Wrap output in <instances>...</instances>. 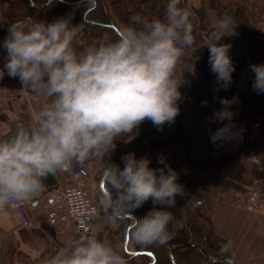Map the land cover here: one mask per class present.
I'll return each mask as SVG.
<instances>
[{"label":"clouds","instance_id":"clouds-1","mask_svg":"<svg viewBox=\"0 0 264 264\" xmlns=\"http://www.w3.org/2000/svg\"><path fill=\"white\" fill-rule=\"evenodd\" d=\"M180 5L181 0H168L162 19L134 15L119 37L104 35L82 51L73 47L79 29L70 14L51 21L29 17L9 24L0 41L5 54L0 79L5 73L18 77L21 90L43 98L44 103L30 112L27 121H14L11 135L0 137V209L31 199L49 175L102 159V175L110 191L100 203L108 219L115 223L151 200L152 208L135 217L133 239L151 245L169 238L170 209L177 196H186L180 174L164 155L158 157V168L150 167L148 156L137 158L134 152L122 157L123 167L106 158L115 141L134 139L144 121L162 128L180 114L181 88L188 83L185 73H196L195 62L183 65L194 45V26L191 10ZM235 28L228 15L212 25L207 47L216 76L214 91L227 89L233 81L231 45L221 39ZM249 70L253 89L264 93V63L251 64ZM217 99L221 107L209 117L221 122L214 132L210 130L214 144L241 135L233 123L232 105L237 98ZM41 264L126 262L107 240L85 233L45 256Z\"/></svg>","mask_w":264,"mask_h":264},{"label":"trees","instance_id":"trees-1","mask_svg":"<svg viewBox=\"0 0 264 264\" xmlns=\"http://www.w3.org/2000/svg\"><path fill=\"white\" fill-rule=\"evenodd\" d=\"M32 1L35 7L31 6L29 0H0V12L6 24L24 21L29 17L35 20L51 21L70 14L73 24L79 29L73 41V47L78 51H82L104 35L112 38L119 37L123 26L130 24V18L134 15L149 20L162 19L168 2V0ZM208 5L217 19L225 15L233 18L236 26L234 32L242 43L238 54L229 51L235 66L230 87L214 91L216 76L211 71L210 53L207 48L212 23L209 21L204 0L198 3L181 0L180 6H186L191 10L194 26V45L189 56L183 61V65L190 67L195 62L196 73L195 75L185 73L188 83L181 88L183 98L179 102L180 114L174 123L165 124L162 128H157L151 121L146 120L136 129L138 135L134 139L124 137L115 141L116 147L111 163L123 167L122 157L129 152H134L137 158L150 157L154 153L171 147L176 148L179 143H184L185 147L187 146L184 150L188 151L189 138H193L200 143L206 154L218 153L216 165L219 169L228 168L233 164L236 156L233 140L214 144L210 139V130L214 132L221 126V122L209 120L213 112L221 107L217 97L237 98L232 105L235 129L238 123L244 125L245 131L248 128L247 137L251 134L254 137L256 133L264 132V93H257L253 89V74L249 70L251 64L264 63V0H208ZM0 33L3 38L6 37L1 27ZM204 101H207V104H204ZM187 119L197 121L204 133V142L197 139L188 129ZM167 125L172 126L174 132L168 133ZM94 160L83 166L74 164L70 169L83 171ZM174 160H171L169 164L180 174L179 182H186L191 167L190 157L188 155L185 157L183 154L174 157ZM150 167L154 168V165L151 163ZM106 185L109 193L107 179ZM152 206V201L149 200L132 215L142 217ZM115 224L117 226L111 229V234L118 237L126 264H223L208 259L194 245L202 247L211 258H230L228 242L214 233L210 219L199 209L189 210L184 226L175 235L169 234V238L164 243L151 245L136 243L132 235L133 226L130 228V217H120ZM127 235L129 241L133 243L131 248L133 252H128L124 247ZM185 243L190 245H183ZM174 244L175 246L169 251L168 247ZM21 255L22 253L13 249L12 246L10 249H4L0 242V264H16L15 260Z\"/></svg>","mask_w":264,"mask_h":264},{"label":"crops","instance_id":"crops-1","mask_svg":"<svg viewBox=\"0 0 264 264\" xmlns=\"http://www.w3.org/2000/svg\"><path fill=\"white\" fill-rule=\"evenodd\" d=\"M0 27L7 35L9 26L1 12ZM3 39L0 33V41ZM4 55L0 49V66L4 63ZM21 88L18 77L11 78L5 73L3 79H0V137L11 135L14 131V121H27L30 112L44 103L43 98ZM167 129L168 133H171L170 125H167ZM244 129L245 126L238 123L235 131L241 135L233 140L236 156L233 164L222 172L216 165L217 158L211 161L200 143L193 138H190L188 151L184 150V143L183 150L179 143L176 152L169 151V148L165 152L154 153L149 158L154 168L160 167L157 162L160 155H164L168 163L171 156L184 154L191 159L189 176L186 182H183L186 196H177L175 207L170 209L173 219L168 225V232L171 236L184 226L188 209L193 211V206L196 205L195 207L200 208L201 213L210 219L214 233L228 242L231 260L236 264H264V214L244 212L233 202L235 196L250 185L256 170L252 155L258 153L264 158V132L247 137L248 128L246 131ZM103 164L102 159H95L85 168L86 191L90 187L86 178L89 181ZM72 171L69 168L49 175L43 180V189L31 199L23 201L27 214L26 223L22 224L9 206L0 209V239L5 244L14 245L22 253L17 259V264H41L45 256L55 253L76 239L71 224L51 226L48 220L51 198L55 192L70 183ZM106 190L108 191L107 185ZM129 215L132 214L124 216ZM134 221L135 219L131 218L130 226L134 225ZM106 225V220H96L98 237L107 240L116 248L120 245L118 237H114ZM132 245L133 243L128 241L124 247L128 252H133L130 249Z\"/></svg>","mask_w":264,"mask_h":264},{"label":"built area","instance_id":"built-area-1","mask_svg":"<svg viewBox=\"0 0 264 264\" xmlns=\"http://www.w3.org/2000/svg\"><path fill=\"white\" fill-rule=\"evenodd\" d=\"M252 160L257 167L256 177L246 191L235 196L234 205L245 212L264 213V159L252 155ZM51 200L48 211L51 226L71 224L76 239L85 233L97 235L96 220L100 217V209L86 191L84 170L72 171L70 183L55 192ZM7 206L15 212L22 224L26 223L27 214L23 201Z\"/></svg>","mask_w":264,"mask_h":264},{"label":"rangeland","instance_id":"rangeland-1","mask_svg":"<svg viewBox=\"0 0 264 264\" xmlns=\"http://www.w3.org/2000/svg\"><path fill=\"white\" fill-rule=\"evenodd\" d=\"M191 1H193V2H195V3H198V2H200V0H191ZM204 2H205V4H206V7H207V12H208V18H209V21L212 23V25L214 24V22L217 20V18L215 17V15L213 14V12H212V10H211V8H210V6L208 5V0H204ZM6 23V22H5ZM8 25V24H7ZM9 26V25H8ZM229 36H225V37H222V39H221V43H228V44H230L231 45V48H230V51L232 52V53H234V54H238V52L241 50V47H242V43H241V41L238 39V37H237V35L235 34V32L234 31H230L229 33H227ZM207 45H208V43H207ZM208 48V47H207ZM188 121H187V125H188V129L196 136V138L197 139H199V140H201L202 142H204V138H203V135H204V133H203V131L201 130V128L199 127V125H198V123H197V121H193V120H189V119H187ZM171 129H172V131H170L171 133L172 132H174V130H173V127L171 126ZM188 131H186V133H187ZM188 136V135H187ZM187 140V139H186ZM189 141H190V138H189ZM179 144H177L176 146H178ZM247 145V144H246ZM258 145H259V143H258ZM254 146H256V144L254 143ZM181 149L183 150V143H181ZM202 147V146H201ZM258 147V146H257ZM169 151H173V152H176L177 151V147L176 148H170L169 149ZM168 151V152H169ZM161 152H165V151H161ZM206 154V153H205ZM209 158H210V160L212 161V159L214 160V159H216L217 157H218V153H213L212 155L211 154H209V153H207L206 154ZM217 155V156H216ZM253 155H261V154H258V153H254ZM261 157V156H260ZM261 158H263V157H261ZM264 159V158H263ZM170 160H174V157L173 156H171L170 158H169V162H171ZM217 160V159H216ZM175 161V160H174ZM190 163H191V160H190ZM212 164H214L213 162H212ZM255 164V163H254ZM231 166V165H230ZM230 166H228V167H230ZM256 166V165H255ZM102 169H103V166L101 167V169L99 170V172L95 175V176H93L89 181H88V179L86 178V182L88 183V182H90V187L88 188V194L89 195H91V197L94 199V201H95V203L99 206V209H100V219L101 220H106V226H107V228L109 229V231L110 232H112V230L111 229H114V227L116 228V226H117V224H115V223H112L109 219H108V217H107V215H106V213H105V211H104V208L102 207V205H101V203H100V200H101V196H103L102 195V193H101V191H100V185H99V182H100V179L102 178ZM256 170L254 171V174H253V177H252V179H251V182H250V185L252 184V182H253V180H254V177H256L255 175L257 174V167L255 168ZM218 170H219V168H218ZM223 170H225V169H221L220 168V172H222ZM183 184V183H182ZM249 185V186H250ZM249 188V187H248ZM244 191H246V189L244 190ZM244 191H242L241 193H243ZM227 197V196H226ZM233 202H234V200H233ZM196 206V205H195ZM195 206H193V211L194 210H196V209H198V208H196ZM189 210L190 209H188V213H189ZM199 210H200V208H199ZM245 212V211H244ZM258 213H260V212H258ZM261 214H264V213H261ZM187 216H188V214H187ZM118 229V228H117ZM97 237H98V233H97ZM115 237V236H114ZM99 238V237H98ZM100 239V238H99ZM0 242H1V244H2V246H3V248L4 249H10V246H12V248L14 249L15 248V250L17 249L14 245H12V244H5V243H3V241H1V239H0ZM119 251H120V253H121V255H122V247H121V245H118L117 247H116ZM131 249V248H130ZM18 259V258H17ZM17 259L15 260V263L17 264ZM224 264V263H223Z\"/></svg>","mask_w":264,"mask_h":264},{"label":"water","instance_id":"water-1","mask_svg":"<svg viewBox=\"0 0 264 264\" xmlns=\"http://www.w3.org/2000/svg\"><path fill=\"white\" fill-rule=\"evenodd\" d=\"M29 2H30V4H31L32 7H35V4L33 3L32 0H29ZM114 150H115V149H114ZM114 150L112 151L111 155H110L109 157L106 158L108 162H110V160H111V158H112V156H113ZM106 179H107V178H106L105 176H102V178L100 179V182H99V183H100V191H101V193H102L103 196H107V195L109 194L108 191L106 190ZM121 217H126V216L122 215ZM129 217L135 219V216H134V215H129ZM132 226H133V225H132ZM132 226H130V228H131ZM128 241H129V237H128V235H127L126 242H128ZM183 245H190V244L185 243V244H183ZM174 246H175V244L172 245V246H169V247H168V250L170 251ZM194 246L197 247L201 252H203V254H204L208 259H210V260H212V261H217V262H221V263H224V264H236V263H235L233 260H231L230 258H215V259H214V258H211L210 256H208V255L206 254V252L203 250L202 247H200L199 245H194Z\"/></svg>","mask_w":264,"mask_h":264}]
</instances>
